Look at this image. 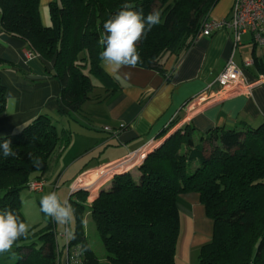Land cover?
Listing matches in <instances>:
<instances>
[{"label": "trees", "instance_id": "trees-1", "mask_svg": "<svg viewBox=\"0 0 264 264\" xmlns=\"http://www.w3.org/2000/svg\"><path fill=\"white\" fill-rule=\"evenodd\" d=\"M219 0H127L145 16L158 11L161 23L139 41L142 63L158 68L162 56L187 50ZM126 0H52L49 21L40 20L39 0H0L2 31L24 42L28 52L52 62L51 74L60 85L59 115L69 122L80 116L91 98L93 80L113 93L119 86L101 67L98 44L104 22ZM2 61L0 60V63ZM264 74V59L255 60ZM109 95V94H108ZM0 82V114L5 107ZM168 129L163 131V134ZM69 128H57L53 116L40 114L9 139L15 156L0 151V210L11 209L22 220L19 191L41 180L51 160L68 146ZM39 158L41 165L33 161ZM122 166L95 181L91 203L87 190L68 198L76 209L70 245L80 247L85 264L98 259L84 236L89 214L111 264H175L179 234L178 194L197 192L213 222L211 240L198 253L199 264H264V121L255 127H214L197 133L189 125L175 130L136 167ZM78 195L79 197L75 196ZM36 239L21 238L12 264H60L54 222L49 217ZM28 239L31 241L28 242ZM82 248L86 250H82Z\"/></svg>", "mask_w": 264, "mask_h": 264}, {"label": "crops", "instance_id": "crops-1", "mask_svg": "<svg viewBox=\"0 0 264 264\" xmlns=\"http://www.w3.org/2000/svg\"><path fill=\"white\" fill-rule=\"evenodd\" d=\"M50 1L39 0L43 25L48 22ZM232 2L219 0L210 17H227ZM229 59L248 83L264 75L254 63V59H264V46L253 43L250 31L241 34L236 42L231 29H218L209 36L196 37L187 50L162 56L158 68L125 67L118 74L110 75L100 62L102 69L115 78L119 86L110 94L111 90L94 84L91 98L82 105L80 116L69 122L57 112L60 85L51 74L52 62L28 52L22 40L5 34L0 27V82L6 97L4 111L0 114V136L19 132L40 114L53 116L58 129L69 128L72 136L68 146L51 160L49 170L41 178L45 182L41 192L59 188L67 195L71 185L86 172L124 159L150 139L161 142L185 125L197 133H205L214 127H255L264 121V84H254L249 90L216 103L196 101ZM248 59L253 63L246 67L243 63ZM9 95L15 101L10 113ZM170 127L171 131L163 134ZM97 178L92 174L84 176L80 179V188L93 184ZM92 188L85 189L90 191ZM176 205L179 234L174 262L199 264V249L211 240L213 222L206 215L197 192L178 194ZM89 220L90 217L83 224L87 242ZM97 258V264H111L105 259L104 251Z\"/></svg>", "mask_w": 264, "mask_h": 264}, {"label": "clouds", "instance_id": "clouds-1", "mask_svg": "<svg viewBox=\"0 0 264 264\" xmlns=\"http://www.w3.org/2000/svg\"><path fill=\"white\" fill-rule=\"evenodd\" d=\"M160 23L161 16L158 11L150 12L145 16L143 9H135V6L126 0L121 10L103 24V33L98 41L102 50L98 53V59L102 62L105 71L110 75L118 74L122 68H135L142 63L137 45L147 32ZM7 103L10 113L15 103L11 95ZM0 151L4 158L17 155L9 139L0 143ZM33 163L37 167L41 165L39 158H36ZM40 209L57 225L62 226V235L67 240L76 238L71 227L75 220L76 209L69 199H61L55 191L48 192L40 198ZM81 223L86 224L87 220L82 219ZM29 235L30 225L13 210H0V256L8 254L15 260L14 246H17L21 238L27 239ZM82 250L86 249L82 248Z\"/></svg>", "mask_w": 264, "mask_h": 264}, {"label": "built area", "instance_id": "built-area-1", "mask_svg": "<svg viewBox=\"0 0 264 264\" xmlns=\"http://www.w3.org/2000/svg\"><path fill=\"white\" fill-rule=\"evenodd\" d=\"M218 29H231L234 32L236 42L239 41L241 34L250 31L253 43L264 46V0H233L229 15L220 19L208 17L203 22L197 37L200 35L209 36ZM252 63L253 61L248 59L244 61L243 65L249 67ZM257 83L264 84V75H260L255 81L248 83L242 77L241 70L229 59L206 91L197 96L196 101L220 102L231 95L249 90L252 85ZM168 131H171V127L168 128ZM159 143L158 139H150L148 143L136 151L130 152L124 159L108 163L100 168L99 171L103 170V172H112L114 174L115 170L120 169L122 166H135L141 163L145 156L155 149ZM42 187V179L28 183V189L31 191L39 192ZM73 190L74 187L72 185L70 192H73ZM58 236L63 239L61 247L57 245L60 249V264H85L80 248L70 245V240H67L62 233Z\"/></svg>", "mask_w": 264, "mask_h": 264}, {"label": "rangeland", "instance_id": "rangeland-1", "mask_svg": "<svg viewBox=\"0 0 264 264\" xmlns=\"http://www.w3.org/2000/svg\"><path fill=\"white\" fill-rule=\"evenodd\" d=\"M47 18H48V21H49V17H47ZM93 83L94 84H97L98 82L95 81V80H93ZM139 164L140 163L136 164L135 166H131L129 169H126V170H124L122 172L131 171L135 175L136 174V167ZM100 171H99V169H97V170H91L89 172H86L82 176H80L78 178V180L72 184L73 187H74L73 192L71 191L67 195H66V192L65 191H62L59 188L57 190H54V191L59 194V196L61 197V199H65V198L68 199L70 197V195H72L74 193L75 194L78 193V191H80V189L81 190H86L85 188H80V185H79L80 184L79 183L80 182V179H84V176H86V175H90L91 176V174L93 176L96 175L98 177L97 179L99 180L106 173H108V172H103V170H100ZM115 174H118V173L112 174V177ZM108 181L106 183L100 185L96 189V191H94V192L92 190L88 191V196H86L85 203H87V204L88 203H91V201L95 198V195L98 192L99 188L102 187L103 185H106L108 183ZM44 185H45V182L43 180V187H42V190L41 191H43ZM72 185H71V188H72ZM41 191H39V192L38 191H31L28 188H25V189H22V190L19 191L20 210H21V213L23 215L24 221L30 225V236L33 239H36V236H37L36 232L45 225L47 219L49 218L40 209V198L43 195L47 194L48 192H51V190L49 188H47L44 192H41ZM75 196L79 197L78 195H75ZM73 198H74V195L71 196V201H72ZM84 217H87L86 218V220H87V219H89L90 215L84 213L83 219H84ZM74 222H75V220H74ZM71 227H72V225H71ZM54 229H55V232L57 233L56 242H57V244L59 246H61V244L63 243V241L60 238V236H58V235H60V233L63 232V228H62V226H59V225H57L54 222ZM86 232H88V234H86V235L88 236V245L89 244L91 245V246L89 245L90 248L91 249L93 248L95 250V252H96L97 255L100 254V252L104 251V257H105L106 254H105V250H104L103 244H102V242L100 240V237H99V235H98V233H97V231L95 229V225H94V223H93L92 220H89L88 221V226L86 228ZM29 241H31V239H28V242ZM95 252H94V254H95ZM96 254H95V256L97 257ZM81 255H82V257H84L82 252H81ZM15 260H13L11 258V256L8 255V254H5V255L0 256V264H12L13 262H15Z\"/></svg>", "mask_w": 264, "mask_h": 264}, {"label": "water", "instance_id": "water-1", "mask_svg": "<svg viewBox=\"0 0 264 264\" xmlns=\"http://www.w3.org/2000/svg\"><path fill=\"white\" fill-rule=\"evenodd\" d=\"M167 137H168V135H167ZM165 139H166V138H165ZM165 139H164V140H165ZM164 140H162V141L158 144V146H159ZM158 146H157V147H158Z\"/></svg>", "mask_w": 264, "mask_h": 264}]
</instances>
